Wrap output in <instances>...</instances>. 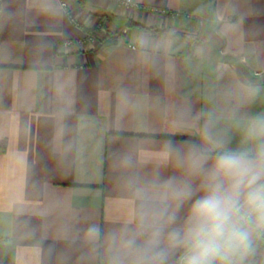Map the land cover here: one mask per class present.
Masks as SVG:
<instances>
[{"label": "crops", "instance_id": "1", "mask_svg": "<svg viewBox=\"0 0 264 264\" xmlns=\"http://www.w3.org/2000/svg\"><path fill=\"white\" fill-rule=\"evenodd\" d=\"M215 43L264 75V0H0V264H105L133 181L181 175L170 144L239 145L264 81Z\"/></svg>", "mask_w": 264, "mask_h": 264}, {"label": "clouds", "instance_id": "2", "mask_svg": "<svg viewBox=\"0 0 264 264\" xmlns=\"http://www.w3.org/2000/svg\"><path fill=\"white\" fill-rule=\"evenodd\" d=\"M201 139L169 145L180 176L133 181L137 211L104 236L105 264H239L264 232V114L246 122L237 147L210 127Z\"/></svg>", "mask_w": 264, "mask_h": 264}, {"label": "water", "instance_id": "3", "mask_svg": "<svg viewBox=\"0 0 264 264\" xmlns=\"http://www.w3.org/2000/svg\"><path fill=\"white\" fill-rule=\"evenodd\" d=\"M188 33V32H187ZM213 54L214 56L218 59V60H222V61H229L231 63H235L244 73V75L252 82H262L264 81V75H259V74H252L250 73L246 66L239 61L236 56L232 55V54H228V53H223L221 52V45L219 43H215L214 44V48H213ZM256 251H261L263 252L262 255L260 256L262 258L261 262H258L257 264H264V246H257L253 249H251L250 251H248L244 257L241 258V260L239 261V264H242L243 261L246 258H250L251 256H253L254 252Z\"/></svg>", "mask_w": 264, "mask_h": 264}, {"label": "trees", "instance_id": "4", "mask_svg": "<svg viewBox=\"0 0 264 264\" xmlns=\"http://www.w3.org/2000/svg\"><path fill=\"white\" fill-rule=\"evenodd\" d=\"M132 24L139 27V28H142V29H145V30H148V31H153L155 33H170L171 31H173L172 29L168 28V29H163V28H157V27H151V26H146L145 24L141 23V22H138V21H132ZM177 31V30H175ZM179 31V30H178ZM112 36V31H107V34L104 38H109ZM111 39V38H110ZM219 42V40H216ZM261 243V240L257 237H253V241H252V244L250 247L252 246H255L257 244H260Z\"/></svg>", "mask_w": 264, "mask_h": 264}, {"label": "built area", "instance_id": "5", "mask_svg": "<svg viewBox=\"0 0 264 264\" xmlns=\"http://www.w3.org/2000/svg\"><path fill=\"white\" fill-rule=\"evenodd\" d=\"M120 3H129L131 0H118ZM62 4L64 5V6H67L68 4H67V2L66 1H63L62 2Z\"/></svg>", "mask_w": 264, "mask_h": 264}, {"label": "rangeland", "instance_id": "6", "mask_svg": "<svg viewBox=\"0 0 264 264\" xmlns=\"http://www.w3.org/2000/svg\"><path fill=\"white\" fill-rule=\"evenodd\" d=\"M191 36H192V35H191ZM191 36H190V37H191ZM204 37H205V36H204ZM206 40H208V38H207ZM215 40H216V39H213V41H215ZM257 238H258V237H257ZM262 242L264 243V239H262Z\"/></svg>", "mask_w": 264, "mask_h": 264}]
</instances>
